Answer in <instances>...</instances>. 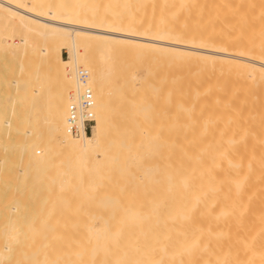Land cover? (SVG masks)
<instances>
[{"label":"bare ground","instance_id":"obj_1","mask_svg":"<svg viewBox=\"0 0 264 264\" xmlns=\"http://www.w3.org/2000/svg\"><path fill=\"white\" fill-rule=\"evenodd\" d=\"M145 56L144 76L117 79L118 64ZM203 66L215 75L210 119L199 90L185 100L168 77ZM80 70L94 125L75 137L67 109ZM144 85L155 93H137ZM135 93L145 103L131 109ZM115 104L133 126L121 158L145 169L123 223L93 215L75 234L44 224L51 238L0 264H264V0H0V206L33 168L53 172L63 198L82 191L114 133ZM25 208L7 205L18 217Z\"/></svg>","mask_w":264,"mask_h":264},{"label":"rangeland","instance_id":"obj_2","mask_svg":"<svg viewBox=\"0 0 264 264\" xmlns=\"http://www.w3.org/2000/svg\"><path fill=\"white\" fill-rule=\"evenodd\" d=\"M62 57L64 59L67 58V54L64 50H62ZM149 59V56H145L144 59L140 61L141 63L134 62L132 64L130 63L129 66L124 63L118 64L117 79L129 74L132 75L133 73L138 76H144L145 72H143L142 68L144 66L149 67ZM141 65H143V67H141ZM156 73L154 72V76L152 77V86L157 83ZM168 77L177 78L179 80L181 87L174 92L182 91L185 100L193 96L194 89H198L199 93H201L199 96L203 101V111L208 114L209 119L211 118L213 110L212 88L215 75L212 69H210V66H203L199 72L189 67L181 69L173 68L170 70ZM167 85L169 89L172 83L168 82ZM139 90L140 92L137 93L146 94L147 96L155 93L152 88L145 85L141 86ZM137 93L132 95L133 97H131V101L128 104L131 109L134 108L136 102L143 101V103H145L140 96L136 95ZM161 93H163V91H161ZM114 109H116L113 111L115 121L114 133L107 142L105 155L96 157L92 167L89 168L85 180L86 186L82 191L73 192L63 198L57 192L56 175L51 171L49 172L43 169L36 170L33 168L27 172V176L24 177L19 188L15 190L11 189L6 192V201L0 206V255H5L7 257L19 256L24 254V250L33 247L36 242L49 237L51 238L50 235L47 237L43 236V234H46V231L41 227L44 224H67L65 226H69L68 230L75 234V230L78 233L84 231L83 225L91 223L93 215L105 217L106 222L109 224L117 225L123 223L124 220L121 217L122 208L126 202L132 201L133 193L138 187L137 178L145 169L143 170L139 168L138 165H134L130 162H125L121 158L122 152L131 148L129 142L131 141V130L133 126L130 123V116L126 105H117L116 107L115 104ZM107 199L112 200V204L102 205L101 202ZM14 200L26 206L27 208L24 210L30 207L27 211L28 216L26 213L25 217H18L9 213L7 205ZM62 200L66 201V203L63 204ZM39 204H45L46 207H49L48 210L46 209L48 212L44 210L45 207L44 209L43 206L41 208L39 207L42 216H40L39 210L37 211L35 209L37 211L35 212V210L31 208V206ZM62 209H67L68 212L63 213ZM43 210L46 212L45 215V212L42 214ZM126 212L130 214L129 210ZM30 214H38L39 217L31 219ZM96 223H99V221H96ZM74 224H78L80 228L78 229L77 226L78 230L76 228L74 229V227V230L70 228V226ZM28 225H32L33 227L27 230ZM81 226L83 228H81ZM62 228L57 227L55 230L64 231ZM46 229L48 230L49 228ZM80 229L82 231H79ZM130 231L131 227L129 226L128 233ZM12 232H16L13 238L10 237V233ZM59 232L61 233V231ZM66 232L67 229L65 233ZM75 236L76 235H74V238ZM62 238H64V236ZM13 239L14 242L8 243V241ZM5 246H9L11 250L8 252L2 251ZM3 264H9V262H4Z\"/></svg>","mask_w":264,"mask_h":264},{"label":"built area","instance_id":"obj_3","mask_svg":"<svg viewBox=\"0 0 264 264\" xmlns=\"http://www.w3.org/2000/svg\"><path fill=\"white\" fill-rule=\"evenodd\" d=\"M77 78L83 87L75 103L67 109V128L73 136L87 135L94 125V99L91 91L86 88L87 75L82 70L78 71Z\"/></svg>","mask_w":264,"mask_h":264}]
</instances>
